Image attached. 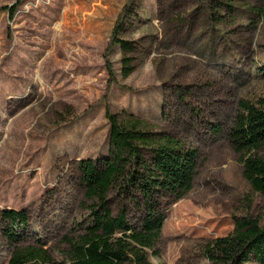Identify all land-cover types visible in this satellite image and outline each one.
<instances>
[{
  "label": "rangeland",
  "instance_id": "1",
  "mask_svg": "<svg viewBox=\"0 0 264 264\" xmlns=\"http://www.w3.org/2000/svg\"><path fill=\"white\" fill-rule=\"evenodd\" d=\"M131 1L23 0L12 18L0 8V264L12 253L4 210L28 213L22 243L68 259L88 216L80 162L109 154L107 108L199 151L191 191L161 202L154 264H205L201 245L231 233L235 217L264 225L263 198L227 136L240 100L264 99V0H234L233 12L222 0H134L121 33L134 70L124 77L112 35ZM129 218L142 219L132 204Z\"/></svg>",
  "mask_w": 264,
  "mask_h": 264
},
{
  "label": "trees",
  "instance_id": "2",
  "mask_svg": "<svg viewBox=\"0 0 264 264\" xmlns=\"http://www.w3.org/2000/svg\"><path fill=\"white\" fill-rule=\"evenodd\" d=\"M22 1L0 8L12 18ZM234 2L217 3L233 12ZM135 4L132 0L127 5L125 17L112 35V45H119L123 52L124 77L134 70L133 57L127 54H132L135 47L121 33L125 18L136 14ZM106 65L112 84L116 74L109 59ZM258 102L240 100L227 136L244 178L263 198L264 217V99ZM106 117L110 124L108 156L83 160L79 165L88 216L82 233L69 240L68 259H54L40 242L22 243L26 236L20 231L29 226L28 213L4 210L5 234L12 246L8 264H154L150 253H158L156 246L166 217L161 202L164 198L179 200L191 191L199 151L170 133L147 129L146 122L135 114L121 118L107 108ZM113 196L119 200L116 210ZM131 204L142 213L139 225L129 218ZM201 251L205 264H264V225L254 215L235 217L233 231L205 241Z\"/></svg>",
  "mask_w": 264,
  "mask_h": 264
}]
</instances>
